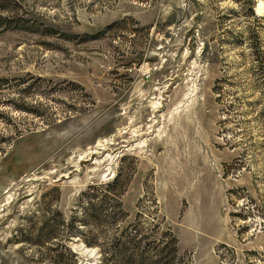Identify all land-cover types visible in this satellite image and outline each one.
Wrapping results in <instances>:
<instances>
[{
  "label": "rangeland",
  "instance_id": "374dc122",
  "mask_svg": "<svg viewBox=\"0 0 264 264\" xmlns=\"http://www.w3.org/2000/svg\"><path fill=\"white\" fill-rule=\"evenodd\" d=\"M86 193L264 264V0H0V264H101Z\"/></svg>",
  "mask_w": 264,
  "mask_h": 264
},
{
  "label": "trees",
  "instance_id": "16d2710c",
  "mask_svg": "<svg viewBox=\"0 0 264 264\" xmlns=\"http://www.w3.org/2000/svg\"><path fill=\"white\" fill-rule=\"evenodd\" d=\"M118 174L107 184L110 192H117L119 188ZM114 191V192H113ZM86 214L88 218L97 223L104 225L107 229L111 228L109 236L104 237L102 243H97L96 237L83 239L85 244L99 246L101 251V264H174L177 258V240L169 231H165L161 241H145L143 234L135 229L131 234H125L122 230L120 220V203L118 199L114 202L109 201V197H104L96 201L93 199L94 194L86 193ZM108 196V195H106ZM108 209V210H107ZM106 211V212H104ZM62 221V215L58 214ZM123 234V235H122ZM59 251L57 258L49 264H60L63 255L70 254L74 257L63 244L57 243Z\"/></svg>",
  "mask_w": 264,
  "mask_h": 264
}]
</instances>
